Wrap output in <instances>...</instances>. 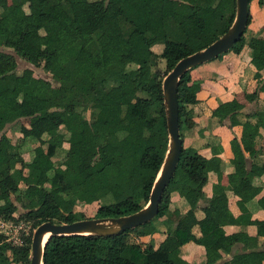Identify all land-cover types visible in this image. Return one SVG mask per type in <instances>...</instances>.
<instances>
[{
    "label": "trees",
    "instance_id": "obj_1",
    "mask_svg": "<svg viewBox=\"0 0 264 264\" xmlns=\"http://www.w3.org/2000/svg\"><path fill=\"white\" fill-rule=\"evenodd\" d=\"M155 1L161 2V34L150 28L154 14L148 0H0V47L8 48L0 49V131L7 123L26 117L28 124L20 127L23 136L39 142L31 158L25 160L20 147L5 131L0 133L2 218L14 219L12 212L18 210L11 194L21 209L18 219L29 221L69 222L92 217L87 208L93 202H98L93 216L99 217L128 214L146 204L167 149L154 135L168 136L162 91L165 74L152 66L162 57L170 70L178 59L193 52L187 42L189 35H210L208 43L213 41L231 25L236 9L235 0ZM25 6L32 16L21 23ZM249 19L248 12L247 23ZM249 43L259 78L264 68V36H254ZM156 44L161 46L158 51ZM243 44L242 34L228 50L239 52ZM11 50L23 58L42 60L57 85L34 75L30 68L17 73ZM190 69L180 76L177 86L181 137L182 130L194 123ZM111 89H117L118 95L111 98ZM259 91H264V77L258 88L245 96L256 99ZM222 107L227 113L234 111L229 101ZM88 108L92 121L84 114ZM246 116L240 138L230 140L235 169L228 177L234 190L240 188L242 178L264 172V160L247 171L243 152L254 151L253 138L264 127V108L256 106ZM94 124L103 127L98 143ZM65 140L71 143V150L56 165L52 156ZM99 146L107 160L99 156ZM207 161L196 148L182 144L159 210L143 224L170 213L173 190L182 194L190 207L196 206L204 197L200 186L207 179ZM136 188L140 196H136ZM257 192L252 188L242 198ZM259 202L264 206V195ZM76 203L86 208L76 212L72 208ZM226 204L224 190L207 200L205 214L198 220V237L191 231V217L179 214L175 227L168 229L164 238L168 249L155 248L151 241L133 240L128 234L135 227L107 235L52 234L44 247L43 264H187L178 251L188 240L203 244L206 261L212 263L220 256V248L230 249L240 236L224 233L226 219L218 218L216 210ZM253 222L258 233L264 234V220ZM32 229L27 234L21 232L23 242L17 245L0 233V264L30 263ZM255 253H236L234 260L236 264H262L264 252Z\"/></svg>",
    "mask_w": 264,
    "mask_h": 264
},
{
    "label": "crops",
    "instance_id": "obj_2",
    "mask_svg": "<svg viewBox=\"0 0 264 264\" xmlns=\"http://www.w3.org/2000/svg\"><path fill=\"white\" fill-rule=\"evenodd\" d=\"M248 12L250 19L244 28V44L239 52L228 50L190 69L189 86L198 84L193 87V91L190 90L195 98V102L190 105L194 123L182 130L181 138L184 146L196 148L208 160L207 179L200 186L204 197L196 206L190 207L185 197L173 190L170 193V213L155 218L152 224H140L134 229L138 234L133 236L135 241H151L155 248L168 249L164 241L167 230L175 227L179 214L187 213L194 223L191 231L198 237L201 234L198 220L205 214L203 207L210 197L224 190L227 204L219 206L216 214L218 218L226 219L222 225L224 233H238L239 240L230 249L220 248V256L212 263L206 261L203 244L188 240L179 246L178 251V255L187 264H236V253L264 252V234L258 233L257 225L253 222L264 220V206L259 202V198L264 195V172L242 178L237 190L230 186L228 177L235 169L230 140L233 137L240 138L242 122L247 118V113L252 112L256 106L264 108V91H259L258 97L253 100L245 96V93L255 91L264 77V68L260 70L259 78L255 76L256 68L251 62L254 50L249 43L254 36H264V0H249ZM157 47L161 46L156 44L154 48ZM226 101L231 102L233 112L227 113L222 107ZM13 122L7 123L0 133L6 131ZM7 135L10 138V134ZM253 141L254 151H243L247 171L253 164H260L264 160V127L259 128ZM252 188H257L258 192L244 200V193ZM12 200L15 201L14 198ZM15 204L18 206L17 201ZM17 209L15 212L20 210L19 207ZM7 222L0 216L1 226ZM261 262L264 264V258Z\"/></svg>",
    "mask_w": 264,
    "mask_h": 264
},
{
    "label": "water",
    "instance_id": "obj_3",
    "mask_svg": "<svg viewBox=\"0 0 264 264\" xmlns=\"http://www.w3.org/2000/svg\"><path fill=\"white\" fill-rule=\"evenodd\" d=\"M235 1V15L228 29L204 47L178 59L162 79L168 143L162 165L152 184L146 204L136 211L119 216H92L69 222H56L50 219L41 221L32 232L29 264H43L44 247L52 234H116L126 228L143 224L157 214L162 193L175 171L182 146L177 98L179 78L189 68L218 56L240 39L248 20L249 0ZM47 232L49 234L44 240Z\"/></svg>",
    "mask_w": 264,
    "mask_h": 264
},
{
    "label": "rangeland",
    "instance_id": "obj_4",
    "mask_svg": "<svg viewBox=\"0 0 264 264\" xmlns=\"http://www.w3.org/2000/svg\"><path fill=\"white\" fill-rule=\"evenodd\" d=\"M160 4H161L160 1H155V0H152V1L149 0V3H148V5L150 7V10L154 14V18L152 19L153 23H152V26H150V28L156 34H158V33L161 34L162 33V29L160 30L161 25L158 24V23H160V20H159V17H158L159 16V11H160L159 10L160 9ZM31 16L32 15H31L28 7L25 6L24 7V13L19 17V21L21 23H27V22L30 21ZM158 20H159V22H158ZM210 39H211L210 35H207V36H205L203 38H198V37H196L195 35L192 34V35L188 36L187 42L192 47V49L196 50V49H199L200 47L204 46L206 43H208L210 41ZM0 49L8 50V48H5L4 46L0 47ZM155 50L156 51L160 50V47L155 48ZM11 52L14 54L16 62H17V65L15 67V71L17 73L21 72L24 68H30V69L33 70L34 75L44 77V78L50 80L53 85H57V81H55L53 79L51 71H48V70H46L43 67V63L44 62L42 60H37V59H35L33 57L23 58V57H20L19 55H17L13 50H11ZM156 67L160 69V73L161 74H165L166 75V73L169 71V67L166 65V61L162 57H158L156 59V64L152 66L153 69H155ZM197 86H198V84H192V85L189 86V88H190L191 91H193V87H197ZM110 92L111 93H110L109 96L111 98H113V97L118 95V90L117 89H111ZM193 94L194 93L192 92V95ZM119 100L120 101H124L123 98H121ZM84 114H85V116L88 119H90V121H92V119L90 118L91 116H90V109L89 108L84 111ZM28 121L29 120L26 117L18 118V119L15 120V122L11 123L8 126V128L6 129L7 134H10V138L13 140V142L20 147L19 150L21 149L20 152H21V154H22V156L24 157L25 160H29L31 158L34 146H36L39 143L37 140H34V139L30 138V137H24L23 136L20 127L24 123L28 124ZM93 127H94V131L96 132L95 140L98 143L99 138L102 137L103 127H101L99 125H95V124H94ZM60 131L63 132L65 134V136H67V132H66L64 126H60ZM166 138H167V143H168V136L154 135V139L157 142H159L161 147L166 145V148H167ZM70 150H71V143L69 141L65 140L59 147H57L55 154L52 156L55 164L59 165L60 162L62 161L66 151L68 152ZM98 153H99V156H101L104 160H107V154H106L105 150L101 146L98 147ZM20 186L22 187L23 183H21ZM135 192H136V196H140L141 195L140 192L137 190V188H136ZM11 197L14 198V194H11ZM97 206H98V202H93V204L87 208V210H88L87 214L93 216ZM17 207H19V206H17ZM72 208H73L74 211L79 212L83 208H86V207H84L80 203H76ZM12 214H15L14 215L15 216L14 219L10 218L11 220H8V221L17 222L18 220H22V219H18L19 218L18 217L19 213L15 212V210L12 212ZM42 220L43 219H35V220H30V221L28 220L29 223L25 219H23L22 221L27 226L29 224L30 225V231H31L32 228H33L32 229V231H33L34 228L37 226V224L40 223ZM55 221L56 222H60L58 220H55ZM61 222H63V221H61ZM27 226H25V227H27ZM33 226H35V227H33ZM9 228H10V230L13 229L11 227H9ZM0 229H2L1 226H0ZM128 235L132 236L131 238H133L134 235H138V234H137L136 231L133 230Z\"/></svg>",
    "mask_w": 264,
    "mask_h": 264
},
{
    "label": "built area",
    "instance_id": "obj_5",
    "mask_svg": "<svg viewBox=\"0 0 264 264\" xmlns=\"http://www.w3.org/2000/svg\"><path fill=\"white\" fill-rule=\"evenodd\" d=\"M6 221L11 219H5ZM29 223V221H27ZM1 226V225H0ZM24 224L22 220H18L17 222L8 221L4 225H2V229H0V233L4 236V239L6 241L11 242L14 245L22 244L23 238L21 236V232H24V234H27L30 230V225ZM13 228L10 230V228Z\"/></svg>",
    "mask_w": 264,
    "mask_h": 264
},
{
    "label": "bare ground",
    "instance_id": "obj_6",
    "mask_svg": "<svg viewBox=\"0 0 264 264\" xmlns=\"http://www.w3.org/2000/svg\"><path fill=\"white\" fill-rule=\"evenodd\" d=\"M48 234H49V232L45 233V235H44V240H45V238L48 236Z\"/></svg>",
    "mask_w": 264,
    "mask_h": 264
}]
</instances>
